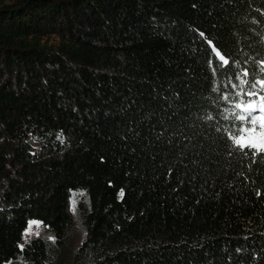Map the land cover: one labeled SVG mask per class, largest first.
Instances as JSON below:
<instances>
[{"label": "trees", "instance_id": "16d2710c", "mask_svg": "<svg viewBox=\"0 0 264 264\" xmlns=\"http://www.w3.org/2000/svg\"><path fill=\"white\" fill-rule=\"evenodd\" d=\"M257 65L264 0H0V264H264V151L213 91Z\"/></svg>", "mask_w": 264, "mask_h": 264}, {"label": "snow or ice", "instance_id": "6c2138e0", "mask_svg": "<svg viewBox=\"0 0 264 264\" xmlns=\"http://www.w3.org/2000/svg\"><path fill=\"white\" fill-rule=\"evenodd\" d=\"M201 37L204 33H199ZM211 43V41H208ZM215 55L218 57L217 65L220 67L222 72H226L229 67L235 69L239 67L237 61L226 59L224 55L216 52ZM257 75H264V68L257 65L256 68L249 74L247 67L245 66L242 71L235 72V80H232L231 76L226 77V82L218 84L213 88L214 92L220 93V97L223 101H229L231 99L237 101L233 104V109L230 117L225 119H231L233 122H239V128L237 136L231 141L230 151H239L247 154L246 150L253 151V155H258L264 151V131L260 132L259 143L252 136L239 135L240 132L244 131L247 127L251 132L257 131V119L258 113L264 112V95H260L264 92V80H257ZM223 88V92H221ZM248 98L247 101L245 98ZM255 98V99H252ZM260 101L257 103L256 101ZM237 110H240L239 112ZM260 128H264V123L259 125ZM62 137V133L58 135V139ZM264 160V156H261ZM256 161L253 160V163ZM120 196H124V192H120ZM36 221H29V228L26 229V233L31 231V225L36 224ZM23 249L22 245H19Z\"/></svg>", "mask_w": 264, "mask_h": 264}, {"label": "rangeland", "instance_id": "374dc122", "mask_svg": "<svg viewBox=\"0 0 264 264\" xmlns=\"http://www.w3.org/2000/svg\"><path fill=\"white\" fill-rule=\"evenodd\" d=\"M261 123H264V118H262V120L260 121L259 125ZM264 131V128H260L259 126L257 127V131L255 133L253 132H248L247 134H245L244 136H252L257 143H259L260 141V132ZM71 209L74 211V206H71ZM36 224H32L31 225V231L26 233L25 230V238L27 240H30L31 238L34 237H49V232L48 230H46V228L42 227V225L40 224V222L36 221ZM29 228V224L27 229ZM70 236L72 239H74L73 241L76 243H79L82 239L83 236V231H82V227L79 225L78 222L75 221V224L73 226L70 227L69 230Z\"/></svg>", "mask_w": 264, "mask_h": 264}]
</instances>
